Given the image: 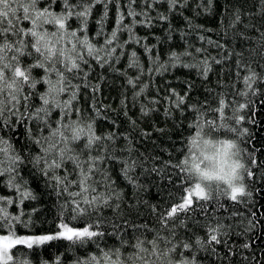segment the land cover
<instances>
[{
	"label": "trees",
	"instance_id": "trees-1",
	"mask_svg": "<svg viewBox=\"0 0 264 264\" xmlns=\"http://www.w3.org/2000/svg\"><path fill=\"white\" fill-rule=\"evenodd\" d=\"M50 2L39 0L37 8L43 10ZM63 8L57 0L50 11L60 14ZM84 8H89L86 25L75 15L66 25L80 40L87 35L97 51L89 55L86 46H77L73 52L77 40L67 34L48 38L54 51L64 52L57 60L72 58L80 64L79 70L65 73L70 90L59 95L53 91L49 114L41 113L37 120V108L48 107L41 100L50 87L45 81L50 78L56 87L64 82L35 68L33 76L41 82L35 89L24 87L15 107L9 103V111L0 117V138L6 141L0 143V208L11 218V233L54 237L31 247L14 244L9 264H264V0H84L79 10ZM119 17L123 19L118 24ZM19 26L33 27L30 21ZM37 30L56 28L45 24ZM20 59L25 66L34 63L27 54ZM56 67L63 70V63ZM249 67L258 74L251 88L244 82ZM220 100L225 102V116L233 117L238 109L243 117L239 124L221 118ZM239 104L246 107L239 109ZM213 120L215 126H210ZM197 124L213 136L238 141L245 167L254 173L253 178L245 172L243 180L251 195L234 201L214 187L210 201L193 197L189 209L168 218V211L182 203L181 195H187L185 189L193 186L175 165L184 157L187 138ZM88 125L104 137L90 149L85 147ZM231 127L244 134L228 131ZM72 128L85 130L80 139H71ZM66 148L75 150L70 154L80 165L92 169L89 183L94 192L69 195L81 192L77 183H69L82 179L72 160L56 170L61 178L67 176L68 190L61 191L65 185L55 187L46 169ZM100 194L111 207L101 202L77 219L62 207L75 199L87 208L83 199ZM86 220L105 232L98 243L81 244L58 235L61 222L82 229L88 226ZM210 229H218L219 242L211 241ZM0 235H9L2 219ZM136 237L148 251L132 246ZM121 238L128 243L121 244ZM154 240L159 246L155 252ZM184 243L190 247L184 248ZM166 249L171 251L160 259Z\"/></svg>",
	"mask_w": 264,
	"mask_h": 264
},
{
	"label": "snow or ice",
	"instance_id": "snow-or-ice-1",
	"mask_svg": "<svg viewBox=\"0 0 264 264\" xmlns=\"http://www.w3.org/2000/svg\"><path fill=\"white\" fill-rule=\"evenodd\" d=\"M39 0H0V117L3 116L4 112L9 111L7 105L12 103V107H15V103H18L17 96L21 93V90L24 87H28L30 89H35L36 84L40 83L41 81L36 79L33 76V69L40 68L44 70L45 76H49L50 73H54L57 77L60 78V81H63V86L56 87L52 85L51 79H47L45 82L50 85L49 91L41 96V100L43 101V105L48 107H39L36 110L35 117L37 120L40 119V114L44 113L47 116L51 110L49 96L52 95L53 91L57 95L59 93L67 92L70 90V85L67 83V77L65 73H73L76 70L80 69V64L76 62V59L66 58L64 61H59L56 59L57 56H64L63 50L54 51L55 44L50 43L51 41L48 39L49 37H56L58 34L60 39L64 38V35H70L73 38H76L77 44L73 46L72 51L75 52L76 47H85L87 48L88 54L91 55L97 49L93 46L92 43L89 42V37L85 35L83 40L77 35L76 31H69L70 25H66V21L72 15H75L78 20H81L82 23L86 25V17L89 12V8H84L83 10H79L84 0H77L76 5H71L69 0H61L64 5L60 14H56L50 11V8L53 4L57 2V0H51L48 4V7L40 10L37 8ZM170 4H175L176 0H169ZM15 5V6H13ZM33 12L35 15H33ZM66 13V14H65ZM130 15H135L134 12H130ZM123 19V17H119L118 24ZM21 21H30L33 25L32 28H24L20 27ZM52 25L56 28V31L48 32V31H38L37 28L41 27L42 25ZM116 31L112 32L113 40L116 39ZM264 35V34H262ZM15 37V39H13ZM22 37H31L32 40L22 39ZM34 40V42H32ZM71 42V41H69ZM107 44L111 45L112 40L106 41ZM26 49H31L27 51ZM11 52L12 55H8ZM29 55L33 58L34 63L24 65V62L20 59L23 55ZM135 55V53H133ZM175 56V53L173 54ZM78 59H83L82 57H78ZM58 63H63V70L56 67ZM69 64L71 65L69 67ZM240 66L239 64L237 65ZM207 67L205 68V72H207ZM249 75L244 77V82L247 88H251L253 83L258 79V74L252 70L250 67L248 68ZM131 83V81H130ZM19 85V87H17ZM8 92V97L4 96L5 92ZM38 94V93H33ZM247 93H242V95H246ZM73 99L75 98V94H73ZM27 99V97H25ZM14 102V103H13ZM220 107L217 109L221 113V118L227 121L228 119H234L236 124H239L240 121L243 119L242 116L239 115L238 109L234 112L233 117L229 118L224 115L225 109V102L220 100ZM56 107H60L59 103L55 104ZM245 104H239L238 108L243 109L245 108ZM14 114V113H13ZM23 116L21 115V119ZM31 118V117H30ZM7 123V120H5ZM210 126H215V121L208 122ZM71 127V126H68ZM91 125H88V141L85 145L86 148H91L94 143H98L104 137L96 136L94 133L91 132ZM84 129L82 128H72V140L80 139L81 135L84 133ZM228 131L233 133H239L243 135L244 132H240V130L236 127H231ZM247 131L246 129L244 130ZM56 133H53L55 136ZM111 135L108 139H111ZM0 143H6L0 138ZM40 143V141H37ZM55 145H50L49 148H45L44 152L48 153L51 147ZM75 150L72 148L61 149L59 157H52V162L48 165L46 171L51 173V178L56 181L55 187L60 188L61 185H65L61 188V191H67L68 187L65 184L67 181V176L61 178L57 175L58 169H60L66 160H72L74 163L77 164V167L80 168V176L82 179H78L77 181H72L69 183H77L81 187V192L79 193H69L70 196H82L84 192L88 191H95V188L92 186L89 181L91 180V176L89 175L92 169L89 167L85 169L82 165L78 163V157L71 155L70 153L74 152ZM16 160L19 157L15 158ZM40 157L37 158L36 162L39 163ZM94 161L95 158H90ZM47 162V161H45ZM181 161L178 162L175 167H180ZM182 170V169H181ZM5 172H10L9 169H5ZM75 171V169H73ZM183 171V170H182ZM247 176L254 178V173L251 169H247L246 171ZM3 174V173H0ZM9 183L11 184V177L9 179ZM14 186V185H13ZM185 191L187 195H181L182 203L177 204L176 206L172 207L170 211L167 213L168 218H174L175 214L189 209V205L192 204V198L196 197L198 200L210 201L212 199L211 190L206 192L199 184L193 185L190 188H186ZM226 195L229 196L232 200H238L240 196L243 195H251V193H246L243 188H232L230 192H226ZM30 193H24L25 197L30 196ZM4 200L3 197H0V201ZM13 201L8 200L7 203H12ZM103 202L105 207H111L108 204V201L103 198V194L98 196L92 197L91 199H83L82 203L88 205L87 208L81 206L80 200H73L71 203L65 204L62 207L68 208L73 215V219L80 218L88 214V210L96 209L97 206ZM119 207V205H117ZM0 219L4 221L5 224H8L9 227V235L7 236H0V264H9L10 261H13V256L10 254V249L13 247L14 244L18 243H27L29 247L32 246L33 243H42L46 240L53 239V236H40L35 238L34 240L31 238H18L14 237V234L11 233V225L9 220L11 219L7 212L4 211L3 208H0ZM162 222L167 223V220L164 217H161ZM85 223L88 225L83 227L82 229H77L74 227H69L67 223L61 222L58 226L60 231L58 235L68 240L79 241L81 244L85 243L88 240H93V242L98 243L99 239L105 236L104 231H97L96 228L99 225L92 224L90 221L86 220ZM141 227H147L146 225H141ZM222 227V225L220 226ZM117 229L114 227V232L112 234H116ZM218 229H210V239L211 241L217 240V235L215 234ZM137 243L132 245L133 247L137 248L140 252L148 251L143 247L144 241L140 240L136 237ZM200 241L197 240V243ZM128 243L127 241L121 238V244ZM153 244V251H158L159 246L157 242L154 240L152 241ZM184 248L190 247L189 243L183 244ZM247 247V245H244ZM167 251H171V249H166L165 252L160 254V259L166 255ZM119 249L115 250V255L119 256ZM109 257V253H105V260L107 261ZM96 258H92L95 260ZM111 264V261H109ZM119 264H128V261H119ZM133 264L135 261L133 260ZM170 264V262H169ZM188 264V262H185Z\"/></svg>",
	"mask_w": 264,
	"mask_h": 264
},
{
	"label": "clouds",
	"instance_id": "clouds-1",
	"mask_svg": "<svg viewBox=\"0 0 264 264\" xmlns=\"http://www.w3.org/2000/svg\"><path fill=\"white\" fill-rule=\"evenodd\" d=\"M195 128V133L187 138L180 165L193 185L199 184L206 192L214 187L225 192H230L232 188L246 190L243 182L246 167L238 141L213 136L202 124L195 125Z\"/></svg>",
	"mask_w": 264,
	"mask_h": 264
},
{
	"label": "rangeland",
	"instance_id": "rangeland-1",
	"mask_svg": "<svg viewBox=\"0 0 264 264\" xmlns=\"http://www.w3.org/2000/svg\"><path fill=\"white\" fill-rule=\"evenodd\" d=\"M0 236H6V235H0ZM41 235H14V237H18V238H25V239H28V238H31V239H35L37 237H40Z\"/></svg>",
	"mask_w": 264,
	"mask_h": 264
}]
</instances>
